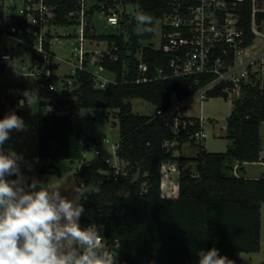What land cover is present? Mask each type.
<instances>
[{"label": "trees", "instance_id": "1", "mask_svg": "<svg viewBox=\"0 0 264 264\" xmlns=\"http://www.w3.org/2000/svg\"><path fill=\"white\" fill-rule=\"evenodd\" d=\"M47 1L55 5V21L61 25L74 23L70 12L79 10L82 4V0ZM101 1L105 4L103 8ZM115 1L95 0L88 12L90 16L96 9L108 13ZM122 1L138 3L141 14L151 15L153 31L139 35L130 25L127 28L130 41H126L123 32L91 33L89 18L85 34L92 39L108 40L109 51L100 56V64L115 73L116 81L110 82L105 89L100 88L96 86L93 71L85 68L77 71V86L71 91L60 93L41 89V95L56 96L59 104L68 103L70 111L39 113L37 157L45 170L47 164L44 161L47 160L53 163L60 158H82L86 145L81 110L90 107L115 109L119 122L117 153L130 162L131 169L127 175L114 179L101 171L108 165L100 156L83 164L84 185L92 190L99 188V192L91 193L81 201L85 208L81 225H104L105 235L117 243V264H198L197 253L213 247L234 264H240L242 252L258 251L261 247L264 174H238L228 169V160L231 157L240 162L260 159L264 86H244L242 96L233 100L226 124L227 136L232 142L226 151H209L191 137L201 128L199 116L186 115L187 124L177 142L173 146L166 145V139H174L171 121L156 114L135 112L132 99L142 97L157 107H168L169 91L189 95L188 85L194 82L195 76L173 74L168 54L151 43L141 45L140 42V39L154 35L157 19L170 10L171 2ZM251 16L248 1L240 20L244 45L252 43L255 37ZM256 17L261 23L264 11L257 12ZM123 25L121 19L122 29ZM46 46L49 47L47 42ZM141 61L148 64L145 73L139 68ZM159 67L164 69L161 74L156 71ZM146 74L153 78L137 80ZM218 95L228 98L219 89L210 94ZM1 114L0 119L3 118ZM185 142L198 145L194 156L174 153V149H181ZM168 161L176 162L180 170L175 196L168 193L169 174L165 167ZM192 164L199 175L192 171Z\"/></svg>", "mask_w": 264, "mask_h": 264}, {"label": "built area", "instance_id": "2", "mask_svg": "<svg viewBox=\"0 0 264 264\" xmlns=\"http://www.w3.org/2000/svg\"><path fill=\"white\" fill-rule=\"evenodd\" d=\"M86 1L82 0L81 8L71 11L70 16H74V23H79L81 32L79 34L80 44L78 46V62H74L75 67L71 74L62 79V84H58L55 73V53L51 49L54 40L58 38L52 32L53 25H59L55 20L57 17L56 7L47 0H0V80L3 79L1 72L6 61L15 57L14 46L21 43H31L35 50L31 55V65L27 67V74H36L39 78L38 101L47 106V110L56 113H67L70 111L69 105L59 104L56 96L41 95L40 90L58 91L64 93L71 91L77 86L79 69H89L88 63L91 61L98 64L100 69H105L100 64V56L109 51L105 49L96 51L94 56L87 59V50L84 47L85 28L88 24L90 13L86 9ZM171 8L157 20L161 25L160 48L170 57V66L173 74L193 75L194 82L188 85L189 95L182 96L177 90L169 91L168 107L158 106L155 114L171 121V131L174 139H166L165 144L173 146L177 142L181 130L187 124L185 116L188 115L184 108L188 100L194 94L202 98L210 97L216 89L220 93L233 98H240L244 86H264V47L259 51L245 53L253 42L244 45V29L240 25L241 11L249 1L252 9L251 29L255 33L264 35L261 23L257 21V12L264 11V0H169ZM105 6L101 1V7ZM119 9L124 11L123 4L116 0L109 7L107 22L118 24ZM121 12V13H122ZM61 25V24H60ZM70 34V33H67ZM254 37V39H255ZM253 39V40H254ZM11 40L14 43L5 44L3 41ZM46 42L49 47L46 46ZM117 49V45H114ZM91 53V52H90ZM5 57L8 59L6 60ZM26 67V66H25ZM139 68L144 73L148 71V64L141 61ZM157 73L164 72L163 67L156 68ZM96 86L106 88L110 82L116 81V76L109 78L99 74L100 71H93ZM212 75V76H210ZM204 78H203V77ZM152 76L144 75L138 81L152 79ZM24 99L22 95L19 100ZM27 102L25 101V105ZM103 107H90L89 117L94 123H99V115L102 114ZM82 111V110H81ZM106 115V113H105ZM2 119V118H1ZM201 128L195 131L191 137L196 142H201L207 136L203 128L204 118L199 117ZM192 123V121H190ZM24 134H26L24 132ZM100 142L109 143V147L114 152V158L104 156L103 150L99 147ZM85 149L82 158L78 159L79 164L74 172L78 173L79 184H84L83 164L91 161L96 156L102 157L108 165L107 169L101 170L112 176L114 179L122 175H127L131 169L128 160L120 158L117 153L119 141L113 143L107 137L98 139L92 137L85 141ZM89 150H94L92 156L88 157ZM259 161L264 163V145L262 146ZM169 174L168 193L172 196L178 194V176L180 173L178 164L168 161L165 165ZM194 174L199 175V171L193 168ZM96 225L105 238L110 250L117 253V243L105 235L104 225ZM118 259V253H117Z\"/></svg>", "mask_w": 264, "mask_h": 264}, {"label": "rangeland", "instance_id": "3", "mask_svg": "<svg viewBox=\"0 0 264 264\" xmlns=\"http://www.w3.org/2000/svg\"><path fill=\"white\" fill-rule=\"evenodd\" d=\"M124 11H118L120 22L118 24H109L107 22L108 13L103 9H96L92 16H90L91 33H124L126 41H130V33L127 28L132 25L134 30L138 31L140 25L137 24L136 17L141 14V8L138 3L122 1ZM95 0L86 1V9H89ZM122 12V13H121ZM121 19L124 20L123 29L120 27ZM79 23L53 25L52 32L58 35L54 40L51 49L55 53V73L58 75V84H62V79L68 77L73 71L75 64L78 62V46L80 44L79 34L81 32ZM264 29V23L261 25ZM70 33V34H67ZM161 41V25L157 20L154 35L149 39H140L141 45L153 44L155 47L160 45ZM253 45L245 50V53L255 52L264 47V35L258 34L253 40ZM5 44L14 43V41H3ZM130 43V42H128ZM114 44V43H113ZM84 47L90 52H87V59L94 56L95 53L108 49V40L96 38L92 39L85 37ZM35 47L31 43H21L14 46L13 53L15 57L6 61V64L1 72L3 79L0 80V112L4 117L10 111H15L17 115L23 118L27 130L23 132H12L11 139L6 142L4 148L7 150L11 148L24 157L21 163V172L29 178H36L42 182H49V184L62 191V194L71 197L72 188L80 185L77 174L74 172L79 164L78 159H57L51 161H44L46 170L42 168L41 162L37 157L38 137L36 134L37 121L40 112H47V106L39 101L35 104L25 105L23 108L17 107L19 96L24 90L39 89V78L36 74H27V67L31 65V55ZM141 51V50H140ZM138 52L140 55L141 52ZM26 66V67H25ZM87 67L92 71H100L99 74L105 75L109 78L115 77V73L111 70L100 69L98 64L91 61ZM75 97V96H74ZM133 110L137 113L155 114L157 106L149 100L142 97H135L132 99ZM66 105H69L66 103ZM233 109V98H225L223 95L210 96L202 98L194 94L188 100L187 106L184 108L189 116H199L204 118L203 128L207 132V136L201 139V144L209 151H226L228 145L232 142V138L227 136V118ZM18 111L20 113H18ZM89 108H83L81 114L83 116V128L85 131V141H89L92 137L102 139L107 137L111 142L119 141V122L117 112L115 109H104L99 115V123H94L93 119L89 117ZM106 113V115H105ZM264 133V123H262ZM24 132L26 134H24ZM99 147L103 150L104 156L114 158V152L109 147V143L100 142ZM198 145L187 142L181 149H174L175 154L194 156L197 152ZM94 150H89L88 157L92 156ZM235 157L228 160V169L237 171ZM194 165V164H192ZM195 166V165H194ZM29 167L31 171H29ZM246 172L241 174L245 176H252L254 174H264V163L249 161L246 164ZM15 176L10 179H15ZM113 249H111L112 251ZM115 253V252H114ZM240 264H264V203L261 207V247L258 251L242 252Z\"/></svg>", "mask_w": 264, "mask_h": 264}, {"label": "clouds", "instance_id": "4", "mask_svg": "<svg viewBox=\"0 0 264 264\" xmlns=\"http://www.w3.org/2000/svg\"><path fill=\"white\" fill-rule=\"evenodd\" d=\"M136 21L139 35L153 31L151 15L142 13ZM21 95L24 99L18 101V108L25 101L28 106L38 101L35 90ZM26 130L15 111L0 119V264H117V253L110 250L100 229L80 223L85 212L81 201L99 188L92 190L81 183L69 197L49 182L36 178L28 182L20 168L23 155L4 148L12 132ZM197 255L198 264H234L215 247L201 249Z\"/></svg>", "mask_w": 264, "mask_h": 264}, {"label": "crops", "instance_id": "5", "mask_svg": "<svg viewBox=\"0 0 264 264\" xmlns=\"http://www.w3.org/2000/svg\"><path fill=\"white\" fill-rule=\"evenodd\" d=\"M58 63V62H57ZM233 106H234V103H233ZM19 111H20V108H19ZM18 111V113H20ZM262 123H264V121L262 122ZM261 137H262V141H263V145H264V133H263V127H262V124H261ZM185 143H187V142H185ZM184 143V144H185ZM183 144V145H184ZM183 145H182V147H183ZM252 162H260L259 160H257V161H252ZM248 162L246 161V162H240L239 160H237L236 159V163H235V165L234 166H237V171H235L236 173H238V174H241L242 172H246V170H247V167H246V164H247ZM240 167H242L243 168V170L242 169H240ZM192 168H196L195 166H193ZM261 174H254V175H252V176H260Z\"/></svg>", "mask_w": 264, "mask_h": 264}]
</instances>
